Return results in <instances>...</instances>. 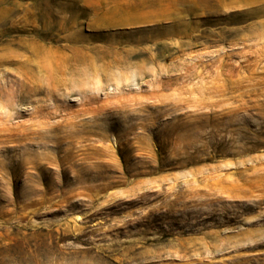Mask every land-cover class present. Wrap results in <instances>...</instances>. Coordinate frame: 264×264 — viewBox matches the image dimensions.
I'll return each instance as SVG.
<instances>
[{
  "label": "rangeland",
  "instance_id": "rangeland-1",
  "mask_svg": "<svg viewBox=\"0 0 264 264\" xmlns=\"http://www.w3.org/2000/svg\"><path fill=\"white\" fill-rule=\"evenodd\" d=\"M0 264H264V0H0Z\"/></svg>",
  "mask_w": 264,
  "mask_h": 264
}]
</instances>
